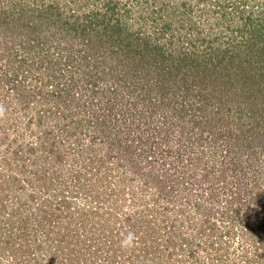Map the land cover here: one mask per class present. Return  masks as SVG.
Masks as SVG:
<instances>
[{
  "label": "rangeland",
  "instance_id": "rangeland-1",
  "mask_svg": "<svg viewBox=\"0 0 264 264\" xmlns=\"http://www.w3.org/2000/svg\"><path fill=\"white\" fill-rule=\"evenodd\" d=\"M0 106V264H264V0H0Z\"/></svg>",
  "mask_w": 264,
  "mask_h": 264
},
{
  "label": "clouds",
  "instance_id": "clouds-1",
  "mask_svg": "<svg viewBox=\"0 0 264 264\" xmlns=\"http://www.w3.org/2000/svg\"><path fill=\"white\" fill-rule=\"evenodd\" d=\"M4 109L0 106V116L3 115ZM137 240V236L135 233L129 231L126 236L120 241L121 248H132L135 246V242Z\"/></svg>",
  "mask_w": 264,
  "mask_h": 264
}]
</instances>
